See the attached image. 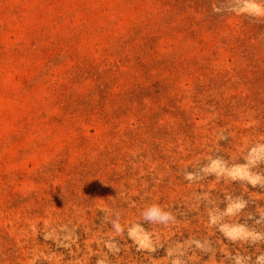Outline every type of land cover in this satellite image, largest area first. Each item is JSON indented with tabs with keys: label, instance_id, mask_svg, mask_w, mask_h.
Returning a JSON list of instances; mask_svg holds the SVG:
<instances>
[{
	"label": "rangeland",
	"instance_id": "374dc122",
	"mask_svg": "<svg viewBox=\"0 0 264 264\" xmlns=\"http://www.w3.org/2000/svg\"><path fill=\"white\" fill-rule=\"evenodd\" d=\"M0 264H264V0H0Z\"/></svg>",
	"mask_w": 264,
	"mask_h": 264
},
{
	"label": "clouds",
	"instance_id": "9594fccd",
	"mask_svg": "<svg viewBox=\"0 0 264 264\" xmlns=\"http://www.w3.org/2000/svg\"><path fill=\"white\" fill-rule=\"evenodd\" d=\"M216 11H219L220 9H215ZM144 217L147 220H158V221H166L169 219V216L167 213H162L156 206H152L148 210L145 211ZM114 226L119 230V225L114 224Z\"/></svg>",
	"mask_w": 264,
	"mask_h": 264
}]
</instances>
